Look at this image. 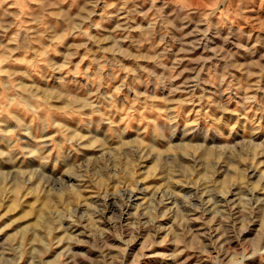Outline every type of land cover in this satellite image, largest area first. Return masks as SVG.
Wrapping results in <instances>:
<instances>
[{
	"label": "rangeland",
	"instance_id": "rangeland-1",
	"mask_svg": "<svg viewBox=\"0 0 264 264\" xmlns=\"http://www.w3.org/2000/svg\"><path fill=\"white\" fill-rule=\"evenodd\" d=\"M0 264H264V0H0Z\"/></svg>",
	"mask_w": 264,
	"mask_h": 264
}]
</instances>
